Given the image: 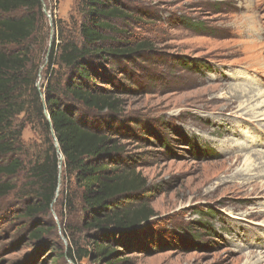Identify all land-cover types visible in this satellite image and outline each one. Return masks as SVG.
<instances>
[{
    "label": "rangeland",
    "instance_id": "1",
    "mask_svg": "<svg viewBox=\"0 0 264 264\" xmlns=\"http://www.w3.org/2000/svg\"><path fill=\"white\" fill-rule=\"evenodd\" d=\"M79 0H42L30 73L43 84L56 27L77 30ZM126 42L146 48L114 62V138L146 185L153 216L116 249L125 264H264V0H128ZM254 96L252 102L248 98ZM18 189L42 150L22 116ZM17 189V190H18ZM17 191L0 200V264H73L53 205L20 217ZM56 197H59L57 194ZM40 241L31 226L50 229ZM80 264H97L84 260Z\"/></svg>",
    "mask_w": 264,
    "mask_h": 264
},
{
    "label": "trees",
    "instance_id": "2",
    "mask_svg": "<svg viewBox=\"0 0 264 264\" xmlns=\"http://www.w3.org/2000/svg\"><path fill=\"white\" fill-rule=\"evenodd\" d=\"M122 1L128 0L78 1L79 26L69 34L55 26L37 89L30 43L42 21V0H0V200L17 191L20 217L34 222L59 206L68 242L60 258L73 264H125L116 248L153 216L143 202L146 182L112 134L119 114V101L107 89L114 62L147 47L126 42L120 24L134 18ZM19 116L38 128L42 150L18 189L9 179L23 166L15 158L23 130ZM50 227L39 223L27 235L40 241L57 225Z\"/></svg>",
    "mask_w": 264,
    "mask_h": 264
},
{
    "label": "bare ground",
    "instance_id": "3",
    "mask_svg": "<svg viewBox=\"0 0 264 264\" xmlns=\"http://www.w3.org/2000/svg\"><path fill=\"white\" fill-rule=\"evenodd\" d=\"M253 98H255V97H254V96H252V98L249 97V98H248V101L252 102Z\"/></svg>",
    "mask_w": 264,
    "mask_h": 264
},
{
    "label": "water",
    "instance_id": "4",
    "mask_svg": "<svg viewBox=\"0 0 264 264\" xmlns=\"http://www.w3.org/2000/svg\"><path fill=\"white\" fill-rule=\"evenodd\" d=\"M51 47V45L49 46V48ZM55 147H56V149H57V144H56V141H55Z\"/></svg>",
    "mask_w": 264,
    "mask_h": 264
}]
</instances>
